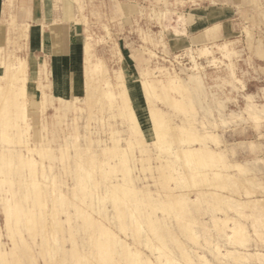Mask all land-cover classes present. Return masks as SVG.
<instances>
[{"label":"rangeland","instance_id":"obj_1","mask_svg":"<svg viewBox=\"0 0 264 264\" xmlns=\"http://www.w3.org/2000/svg\"><path fill=\"white\" fill-rule=\"evenodd\" d=\"M245 1L246 42L239 47L236 34L190 51H169L164 41L163 30L185 23L172 8L130 24L117 0L102 2L86 25L84 87L69 99L47 65L29 75L24 9L7 0L0 8V264H264V118L243 113L248 95L264 109V80L231 98L256 68L264 74L257 60H264V0ZM179 53L184 60L171 64ZM100 61L109 85L89 71ZM142 81L158 91L169 81L181 88L123 91L121 82L138 89ZM201 146L214 157L188 161L184 150ZM181 191L192 193L189 207L178 203Z\"/></svg>","mask_w":264,"mask_h":264},{"label":"crops","instance_id":"obj_2","mask_svg":"<svg viewBox=\"0 0 264 264\" xmlns=\"http://www.w3.org/2000/svg\"><path fill=\"white\" fill-rule=\"evenodd\" d=\"M79 1L84 3L85 12L81 10L82 4L79 5L78 0H14L15 8L24 9L22 22L28 25L24 55L29 75L38 73L39 66L47 65L48 79L56 82L58 87L66 89L64 94L69 99L80 95L84 87L83 73L87 56L85 34L87 23L90 26L92 24L91 11L102 8V2L111 3V0ZM117 1L130 24H134L139 16L160 18L166 7L172 8L178 16L183 15L185 23L181 27H173L179 30V34H176L174 29L171 33L162 31L169 51L199 49L222 41H231L236 34L239 47L244 39L246 42V37H243V16L248 8L245 0H201L196 4L192 0H184L186 5H181L179 0ZM3 6H7V0H0V8ZM84 14L87 20L84 19ZM237 52L243 53L244 56L250 55L246 48L244 51L239 48ZM244 60L247 63L249 58L244 57ZM257 60L264 61L259 58ZM240 67V71L244 72L242 65ZM262 69L256 68L258 75L252 77L251 81L243 78L246 89L233 95L232 100H241L242 94L248 91L250 84L256 83L253 80H264ZM249 71L247 70L248 73ZM261 175L264 180V165L261 167Z\"/></svg>","mask_w":264,"mask_h":264},{"label":"bare ground","instance_id":"obj_3","mask_svg":"<svg viewBox=\"0 0 264 264\" xmlns=\"http://www.w3.org/2000/svg\"><path fill=\"white\" fill-rule=\"evenodd\" d=\"M168 13H170L169 11H168ZM172 13V12H171ZM179 17V20H181L182 18H183V16L182 15H179L178 16ZM88 47L86 46V53H88ZM15 60V59H14ZM86 60H88V58L86 59ZM25 65V64H24ZM90 71V73H91V75H93V76H102L103 77V79H104V81L106 82V84H108L109 85V82H108V80H107V71H108V69H107V66H106V64L103 62V61H100V62H98V63H94V64H92V68L89 70ZM18 72L19 73H24L25 72V70L23 69V68H19L18 69ZM70 73V72H69ZM123 76V75H122ZM120 78V77H119ZM122 78V77H121ZM122 83V86H125V89L123 90L124 92H128V91H130L129 89L130 88H132L133 89V91H143L144 93H147V94H155V93H162V94H164V93H167L168 95L170 94V92L171 91H179L180 90V88H181V85L180 84H178L177 82H175V81H169V83L166 85V86H163L162 88H161V91H158V87L155 85V84H153V83H155L154 81H153V83L151 82H147V81H142L141 82V85L142 86H139V88L137 89V87L136 86H129V85H127L125 82H121ZM182 84V83H181ZM183 87V86H182ZM183 89H184V87H183ZM187 91V90H186ZM264 93V92H263ZM256 96V95H255ZM257 97V96H256ZM264 98V97H263ZM246 99H247V101H248V104H247V106H246V108L243 110V113L244 114H246L247 116H249L250 118H264V109L263 110H258L256 107H255V103L253 104V102H252V100H253V96H251V95H248L247 97H246ZM254 101V100H253ZM154 113H157V112H154ZM234 113V112H233ZM224 126H225V124H224ZM112 149V148H111ZM205 150V147H203V146H201V147H195V148H193V147H191V148H189V150H184V152H186V151H188L185 155L188 157H186V159H188V161H190V159L189 158H192L191 160H194V159H196L197 157H201V158H213L214 156H213V154L210 152V151H208V152H206V150H205V152H203ZM183 152V153H184ZM184 155V156H185ZM21 155H19V157H20ZM195 157V158H194ZM200 158V159H201ZM20 159V158H19ZM259 161H261V160H259ZM264 162V160L262 161V163ZM263 165H264V163H263ZM181 181V180H180ZM259 181V180H258ZM257 181V184H259L261 181V184L259 185V186H263L264 185V181L263 180H261L260 182H258ZM183 183V182H182ZM254 184V183H253ZM255 184H256V182H255ZM257 184H256V186H257ZM253 187H255V185H253ZM261 189H263V187H260ZM202 193L204 194V191H201L199 194L200 195H202ZM179 195H177L176 196V198L178 199V203L179 204H181V205H184V206H186V207H189L190 206V203L192 202V201H194V200H192V199H189L190 198V194H192L191 192H184V194H183V192L181 191L180 193H178ZM190 195V196H189ZM167 197H169V199H172V198H174V196L173 195H167ZM191 198H192V196H191ZM194 198V197H193ZM207 199L208 198H203V199H199L200 200V202H206L207 201ZM257 200H259V199H257ZM262 200H264L263 198H262ZM197 201V200H196ZM254 202L253 203H256L255 202V200H253ZM264 202V201H263ZM194 203V202H193ZM258 203H260V202H258ZM262 203V202H261ZM197 204V203H196ZM263 204V203H262ZM195 205V204H194ZM264 205V204H263ZM260 207H261V204H260ZM259 207V209H261ZM262 207H264V206H262ZM232 229V228H231ZM241 232H242V230H237L234 234H233V236H232V239H233V241L231 242V243H229V247L232 249V250H234L235 248H234V245L236 246L237 244H235L236 243V240H238L240 237H242L241 235ZM240 241V240H239ZM238 244H239V242H238ZM238 246V245H237ZM237 250V249H236ZM263 256V255H262Z\"/></svg>","mask_w":264,"mask_h":264},{"label":"built area","instance_id":"obj_4","mask_svg":"<svg viewBox=\"0 0 264 264\" xmlns=\"http://www.w3.org/2000/svg\"><path fill=\"white\" fill-rule=\"evenodd\" d=\"M191 49H187V50H183V51H190ZM193 50V49H192ZM184 54H186V53H184ZM179 58V59H178ZM184 55L182 54V53H179V54H177V55H175L174 57H173V59H171V64H175V63H177V64H179V62L181 61H183L184 60Z\"/></svg>","mask_w":264,"mask_h":264}]
</instances>
